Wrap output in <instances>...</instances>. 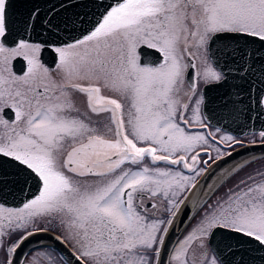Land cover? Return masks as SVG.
Returning a JSON list of instances; mask_svg holds the SVG:
<instances>
[{"label":"snow or ice","instance_id":"6c2138e0","mask_svg":"<svg viewBox=\"0 0 264 264\" xmlns=\"http://www.w3.org/2000/svg\"><path fill=\"white\" fill-rule=\"evenodd\" d=\"M9 8L0 0V192L34 191L21 207L0 203V264H63L47 245L16 257L49 228L76 264H264V166L239 175L255 158L210 189L170 247L184 194L209 161L231 155L220 144H242L210 131L202 108L243 111L253 81L264 84V0H111L91 20L56 25L38 6L23 17ZM61 25L67 39L53 31ZM208 87L224 91L212 100ZM192 195L194 204L200 190Z\"/></svg>","mask_w":264,"mask_h":264},{"label":"water","instance_id":"95a60500","mask_svg":"<svg viewBox=\"0 0 264 264\" xmlns=\"http://www.w3.org/2000/svg\"><path fill=\"white\" fill-rule=\"evenodd\" d=\"M110 2L111 0H10L9 12L14 17H23L26 16L33 7L38 6L41 18L44 20L51 19L53 25H56L64 18L73 17L76 13H80L82 16L84 13H89L86 19L91 20L93 19V16L91 15L92 12L103 11V6ZM70 5L75 6L71 7ZM85 27H88V25H85ZM62 29L63 25H61L60 28L53 27L54 32L58 33L63 39H67L68 35ZM38 31L43 30L38 29ZM74 34L79 35L78 32ZM45 35H47V33H45ZM215 47L216 46L212 47L210 53L215 50ZM150 58L151 57H146V59ZM14 67L17 72L22 73V70L24 69L23 61H16ZM253 83L255 86L252 90V104L250 107L247 106L248 101L245 100L244 104L238 106L243 109V111L228 115L222 114L216 108V104L213 103L204 107V113L208 121L235 134H244L261 129L264 124V106L257 104L256 98L261 94L260 89L264 88V84H258L255 80ZM223 91L224 89L208 87L207 97L215 100V98ZM245 95L247 94L245 93ZM263 152L264 144H247L231 151L230 156L225 155L222 159L216 160L215 163L208 165V170L202 173L197 180V188L187 193L185 196L187 197V199H185V203L180 206V211L175 218V224L170 231V247L175 246V242L181 237L182 233L192 221L201 205L211 194L210 189L216 187L226 174L235 168L236 165L242 163L244 159ZM6 168L10 172L14 171L10 164L6 165ZM9 179H12V177H9ZM197 190H200L199 198L196 199L194 204L189 203V201L193 198V192H196ZM32 191H34V188L30 191L28 187H25L24 191L21 192L19 187H14L9 184L3 189V192H0V201L16 204L18 201L21 202L22 200L24 201L31 198ZM54 236L55 234L50 231L37 232L35 235L31 236L16 253L17 259L19 261L23 260L26 253L37 245L54 241ZM62 252L68 259L76 264V261L68 249H62Z\"/></svg>","mask_w":264,"mask_h":264},{"label":"flooded vegetation","instance_id":"af4514ba","mask_svg":"<svg viewBox=\"0 0 264 264\" xmlns=\"http://www.w3.org/2000/svg\"><path fill=\"white\" fill-rule=\"evenodd\" d=\"M45 57L48 58V57H49V54H48V53H45ZM16 61H22V60L17 59ZM16 61L13 62V71H14L17 75H20V74H22V73L17 72V71L15 70V67H14V64H15ZM23 63H24V62H23ZM201 87H204V86H201ZM85 99H86V97H85V98L83 97L82 100H81V101H78V103H77V107H79V108L81 107V108H80L81 111H84V110H85V105H84V101H85ZM185 100H186V99H185ZM79 102H80V103H79ZM91 115H92V118H93L94 120H95V119H99L98 117L95 116V114H91ZM202 115H203L204 117H206V116H205V113H204V108H202ZM206 122H207V123L209 124V126H210V127H209V130H210V131L215 132V129H216V128H220V129H221V132H220L218 135L229 134V135L234 136L237 140H239V141L242 142V144L233 145V146L230 147V148L227 147L226 145L220 144L219 147H221L222 149H224L226 152H231V151H233L234 149H237V148L242 147V146L247 145V144L261 143V137L259 136V133H260V131L264 130V124L262 125V128L259 129V130L252 131V132H248V133H244V134H235V133H233V132H231V131H229V130L223 129V128L217 126V125H214V124L210 123V122L208 121L207 118H206ZM263 123H264V122H263ZM215 146H216V145H214L213 148H214ZM209 153H210L213 157H215V155H216L215 151H214L212 148L209 149ZM252 158H255L256 162H255V163H252V164H250L248 167H246V168L244 169L243 172H240V173H239L240 176H243L245 173L251 171V169H253V168H260L261 166H264V152H263V153L256 154V155H253V156H250V157H247L246 159H244L243 162H245V161H250ZM200 159H201V161H203V160H207V159H208V156H206V155L202 152V153H201V156H200ZM211 163H212V162L209 161V165H210ZM240 164H241V163H240ZM176 167H181V168H182V166H176ZM198 167L203 168V167H205V165H203V163H201ZM183 171L187 172L188 174H193V173H190L187 169H183ZM231 171H232V170H231ZM231 171H230V172H231ZM201 175H202V174H201ZM227 175H228V173H227L226 176L220 181V183H222L225 179H227ZM232 182H233L232 180H229V181H228V184L225 185V187L230 186ZM220 183H219V184H220ZM219 184H218L216 187H218ZM223 190H224V189L221 188V189H220V192H223ZM217 194L219 195L220 193H217ZM210 195H211V194H210ZM20 200H21V199H20ZM24 201H26V200H24ZM24 201H23V200H22L21 202L18 201L16 204H11L10 202L6 203V202H2V201H0V203H4L7 207L17 208V207H21V206H22V203H23ZM153 202H154V203H158V204L161 205V207H160V212L163 213V208H164V206H165L164 203H161V201H160L159 198H157V199L154 200ZM165 203H166V202H165ZM195 216H196V215H195ZM195 216H194V217H195ZM194 217H193L192 221L189 223V225L187 226V228L185 229V231L182 233L181 237H180L178 240H180V239L182 238V236L184 235V233L190 228V226H191L192 223H193ZM45 227H49V226H48V225H45ZM30 230H31V229H30ZM48 231H50V232H52L53 234H55V236H56V235H59L58 232H53V231H51L50 228H49ZM42 245L50 246V249H49V250H51V248H55L56 250H58L57 254H58L59 256L63 257V264H74V263H73L70 259H68L67 256L62 252V249H68L70 252H72V250L70 249V246H67V245H65V244H61V243H59V242L56 241V240L51 241V242H46V243H43V244L37 245L36 247L32 248L28 253H26V255L24 256L23 260H25V259L29 256L30 253H33L34 250H41V246H42ZM23 260H21V261H23Z\"/></svg>","mask_w":264,"mask_h":264},{"label":"rangeland","instance_id":"374dc122","mask_svg":"<svg viewBox=\"0 0 264 264\" xmlns=\"http://www.w3.org/2000/svg\"><path fill=\"white\" fill-rule=\"evenodd\" d=\"M193 62L198 63V61L195 60V59L193 60ZM104 94H105V95H113L112 93L108 92L107 90H105V93H104ZM83 97H84V96H82V95H77V97H76V104L78 103V101H81ZM84 98H85V97H84ZM185 99H186V98H185ZM79 103H80V102H79ZM80 108H81V107H80ZM159 166H160V167H165L166 165H165L164 162H160ZM180 168H181V167H180ZM184 173H185L186 175H193V174H188V173L185 172V171H184ZM200 176H201V175H200ZM200 176H199V177H200ZM199 177H197V180H198ZM187 193H188V192H187ZM187 193H185L184 195L186 196ZM195 224H196V219L193 220L192 225H191L190 228L184 233V235L182 236L181 239L184 238V236L187 234V232L190 231V230L195 226ZM189 255H190V257H192V258L195 260V258H196V252H195V246H194V245H193V250L190 251Z\"/></svg>","mask_w":264,"mask_h":264}]
</instances>
